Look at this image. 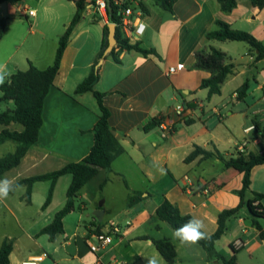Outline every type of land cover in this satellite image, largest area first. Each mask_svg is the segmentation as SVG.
I'll return each mask as SVG.
<instances>
[{"label": "crops", "instance_id": "1", "mask_svg": "<svg viewBox=\"0 0 264 264\" xmlns=\"http://www.w3.org/2000/svg\"><path fill=\"white\" fill-rule=\"evenodd\" d=\"M55 1L49 0L47 5L45 0H29L23 8L14 7L19 18L4 17L0 63L10 73L6 81L17 71L27 70L29 63L39 70L53 64L58 39L75 14L77 0H67L58 7ZM122 1L139 12L145 24L143 35L131 43L153 49L156 55L145 57L124 51L117 55V62L109 55L98 59L103 26L109 22L87 6L72 30L60 68L43 100L42 124L35 143L20 164L0 179L8 177L16 183L78 162L89 153L93 145L92 129L99 117L98 105L91 92L77 95L75 89L100 60V77L94 91L104 95L110 127L124 153L114 160L110 169L99 171L82 188L76 209L80 215L74 211L64 218V233L55 242L48 241L46 235H36L65 204L70 175L56 181L52 200L45 209L42 205L50 187L48 181L32 185L29 202L25 200V185L0 202V246L4 240L11 241L9 264H21L42 254L46 257L37 264H47L48 260L52 264H146L144 258L152 256H158L160 264H165L152 243L164 238L174 245V264H222L210 258L199 245L182 246L172 238V228L159 220L155 212L166 199L182 215L202 219L209 236L217 229L218 214L238 205L239 198L233 191L241 188L242 174L223 169L217 160H200V157L190 163L184 160L195 146L210 152L216 150L226 157L236 154L240 146L244 152L264 151V137L245 133L252 120L263 127L262 113L256 105L262 104L264 93V59L257 61L256 53L244 42L206 37L215 21L221 20L233 30L251 34L264 46V8L254 7L250 0H236V7L224 13L217 0H176L170 13L153 0ZM4 2L8 11L9 1ZM24 8L33 10L35 16H23ZM42 11L48 12L43 22L38 20ZM210 48L226 54L227 62L234 65V73L223 83L219 95L207 98V90L199 89V85L210 73L192 66L194 52ZM170 68H174L172 73ZM247 75L251 76V80H245L249 85L247 95L251 84L252 91L260 92L258 102L250 105L245 103L246 97L237 100L235 94ZM227 88L231 92L229 99L223 98ZM1 105L5 109H0V113L14 109L12 101H0V108ZM176 106L182 108L180 114L175 113ZM152 119L170 125V135L163 138L159 127L144 131L143 127ZM3 130L21 132L23 127L10 123L0 125V133ZM15 149L12 141L0 144V159ZM109 186L111 193L97 206L98 192ZM118 190L121 196L117 195ZM133 193L139 194L141 200L129 205ZM253 193L264 195V166L252 170L246 199L252 200ZM260 204L264 209V199ZM88 207L93 212L102 211L101 224L86 211ZM85 211L90 219L81 229L79 223ZM112 223L119 228L112 244L103 252L91 253L88 243L94 241L93 235L107 231ZM258 223L264 231V218L258 219ZM230 244L237 251V264H264V239L252 226L246 208L227 221L226 232L215 243V250L228 259L232 256Z\"/></svg>", "mask_w": 264, "mask_h": 264}, {"label": "trees", "instance_id": "2", "mask_svg": "<svg viewBox=\"0 0 264 264\" xmlns=\"http://www.w3.org/2000/svg\"><path fill=\"white\" fill-rule=\"evenodd\" d=\"M2 2H4V0H0V3ZM153 2L161 9L171 13L176 0H153ZM217 2L220 10L224 13L231 12L236 7V0H217ZM250 2L254 7L260 10L264 8V0H250ZM75 5V14L66 27L64 33L58 39L53 64L44 70H39L29 63L27 70L17 71L15 74L11 75L2 86H0V91L2 93L0 101H12L14 104V109L12 111L0 113V125L17 123L23 127L21 132L3 130L0 133V144L5 141H12L16 144V149L13 153L7 154L0 159V177L6 171L17 167L20 164L29 147L34 144L37 139L38 131L42 124L41 112L43 100L52 86L53 80L60 68L62 56L68 45L72 30L82 18V14L88 6V3L86 0H77ZM127 6H130L129 3L123 2L121 8H125ZM139 8L140 10H143L141 3H139ZM106 10L108 22L116 25V45L108 54L114 59V61L117 62V55L124 51H134L145 57L156 55L153 49H144L140 47L139 43L132 44L128 39L123 37L118 27L120 19L119 7L114 5L113 0H107ZM5 21V18H0V40L4 35ZM107 35L108 26L104 25L103 38L98 59L102 57L103 52L107 47ZM206 37L209 40L213 39L218 41L244 42L250 47L251 51L256 53L255 59L257 61L264 59V46L261 42L257 41L247 32L233 30L229 24L221 20L215 21L214 27L207 32ZM193 56L194 64L192 67L194 69H200L210 73L208 78L201 81L199 89L207 90V98H210L213 95H219L223 83L234 73V65L227 62L228 58L225 53L214 48H210L208 50H197L194 52ZM97 64L98 62L91 67L88 75L77 85L75 89V94L77 95L91 92L98 105L99 117L92 129L93 145L89 153L80 161L68 163L56 171L32 176L16 182L19 185L26 186V202L30 201L31 187L34 183L43 181L50 182L46 200L42 205V209H45L52 200L56 181L61 176H71V182L66 191L65 204L54 214L51 222L44 226L36 235H46L48 237V241L50 242H55L56 237L64 233V218L79 208L77 202L82 188L94 176H96L99 171L110 169L114 160L124 153V149L120 144L119 139L110 127V112L103 104L104 95L94 91V86L99 81L100 77L99 67H97ZM248 88V82L245 81L235 91L236 99L244 100L247 96ZM161 124L162 121L160 119H152L143 127V130L149 131L153 128L159 127ZM252 124L255 126L253 134L264 137V129H262L261 124L255 120H252ZM198 157H200V160H217L222 164L223 169H232L242 174L241 188L233 191V193L239 198L238 205L234 208L222 210L217 216L216 231L209 235V239L201 240L198 244L210 258H214L222 264H237V251L233 245L230 244L232 256L225 259L216 252L215 243L225 234L227 221L230 218L237 216L243 208L247 209L252 226L260 232L261 239H264V231L258 223V219L264 218V209L260 204V202L264 199V195L253 193L252 200L246 199L247 194L250 193L252 170L258 166H264V151L258 153L244 151L236 152V154L226 157L216 150L210 152L195 146L194 150L185 158L184 161L185 163H190ZM140 200L141 196L133 193L129 196L128 203L129 205H133ZM256 202H258V204H255ZM155 214L159 220L167 223L172 230L180 227L189 219L193 218L189 214L182 215L178 207L166 199H164L157 207ZM98 224L101 223L98 222ZM152 243L160 256L163 258L165 264L175 263L176 252L171 240L164 238L152 240ZM11 251V241L4 240L0 246V264H9V255Z\"/></svg>", "mask_w": 264, "mask_h": 264}, {"label": "built area", "instance_id": "3", "mask_svg": "<svg viewBox=\"0 0 264 264\" xmlns=\"http://www.w3.org/2000/svg\"><path fill=\"white\" fill-rule=\"evenodd\" d=\"M88 3V7L93 9L96 13L101 15L104 19L108 20L107 15V0H86ZM124 1L122 0H113L114 5L119 7V14L120 19L118 23V27L126 39L131 41H137L144 33L145 31V24L140 19V13L134 11L131 6H127L125 8H121ZM21 14L23 16L27 17H34L35 12L33 10H29L28 8H24L21 10ZM115 25V24H114ZM116 27V25H115ZM174 71V68H170L169 72L172 73ZM261 103H262V129H264V93L261 97ZM182 111V108L180 106H176L175 113L180 114ZM161 135L163 138L167 137L171 133V127L170 125H166L162 123L160 126ZM255 126L251 124L246 130L245 133L254 132ZM260 136V135H259ZM237 152H243V147L240 146L237 150ZM119 233V228L115 224H110L107 231L103 232H97L93 235V242L88 243V249L91 253H100L105 251L108 246L112 244L113 236L117 235ZM46 257V254H42L40 257H30L25 262H22L21 264H37L40 262L43 258Z\"/></svg>", "mask_w": 264, "mask_h": 264}, {"label": "clouds", "instance_id": "4", "mask_svg": "<svg viewBox=\"0 0 264 264\" xmlns=\"http://www.w3.org/2000/svg\"><path fill=\"white\" fill-rule=\"evenodd\" d=\"M10 73L5 64L0 63V86H2ZM20 185L14 179L4 177L0 179V202L5 201L9 194L14 192ZM172 238L179 241L182 246H196L201 240L210 237L206 231L205 223L202 219L193 217L178 228L172 230ZM146 264H160L158 256L145 257Z\"/></svg>", "mask_w": 264, "mask_h": 264}, {"label": "rangeland", "instance_id": "5", "mask_svg": "<svg viewBox=\"0 0 264 264\" xmlns=\"http://www.w3.org/2000/svg\"><path fill=\"white\" fill-rule=\"evenodd\" d=\"M6 1H9V6H8V11H6V13L5 14H3V12H2V10L0 9V18H4V17H8L9 18V16H11V15H15L17 18H19V16L16 14V11H15V9H14V7H16V6H19V5H21V7L23 8L24 7V5H26V4H28L29 3V0H6ZM46 1V3H47V5H48V1L49 0H45ZM67 0H56L55 1V6H59L60 4H62V3H65ZM47 16H48V12H39L38 13V20H42V22H43V20H44V18L45 19H47ZM23 20H25V19H23ZM28 22V21H27ZM30 22V21H29ZM253 75H255V74H253ZM247 78H249L250 80H251V76H249V75H247V76H244L243 78H242V82L244 81L245 82V80L247 79ZM242 82H241V84H242ZM234 84H236V82L235 83H233L232 85H230L229 87L230 88H232L233 86H234ZM240 84V85H241ZM254 87V85L253 84H251V89L249 90V92H248V94L249 95H247L246 96V98H245V103L246 104H248V105H250V104H253V103H256V102H258V97H259V94H260V92H256V91H252V88ZM227 91H225L227 94H226V96H224L223 98H227V99H229V97H228V95H229V93H231V92H229V89L227 88L226 89ZM252 91V92H251ZM224 92V93H225ZM226 100V99H225ZM234 102H235V100H234ZM236 103V102H235ZM256 107H257V109L258 110H262V104H258V105H256ZM230 108H231V106H230ZM1 110L2 109H5L4 108V106L3 105H1V108H0ZM116 166H117V163H116V165H115V167L114 168H116ZM114 183H116V181H114ZM110 186H112V187H114L115 185H110ZM110 186L108 187V188H106V189H104L102 192H101V190L98 192V198H97V200H96V202H95V204L97 205V206H99V204L101 203V202H103V199H104V197H106L107 195H109L111 192L109 191L110 190ZM114 189H116L115 187H114ZM117 195L118 196H121V191L120 190H118V193H117ZM88 213H93V210H92V208L91 207H88V209L86 210ZM82 212V221L79 223L80 224V227H81V229H83V224L88 220V219H90V218H87L86 217V213L87 212ZM76 212V214H79L80 215V213L78 212V210H76L75 211ZM90 217V216H89ZM72 229H74V225L72 224ZM47 264H52V262H51V260H48L47 261Z\"/></svg>", "mask_w": 264, "mask_h": 264}, {"label": "water", "instance_id": "6", "mask_svg": "<svg viewBox=\"0 0 264 264\" xmlns=\"http://www.w3.org/2000/svg\"><path fill=\"white\" fill-rule=\"evenodd\" d=\"M0 9L2 10L3 14L6 13V4L5 2L0 3ZM108 35H107V47L103 52L102 59L105 58L115 47L116 45V38H115V32L116 27L114 24L109 23L108 25ZM101 64V60L98 62L97 67ZM103 202L99 204V206L102 205ZM93 217L98 221H102V211L96 210L92 213Z\"/></svg>", "mask_w": 264, "mask_h": 264}]
</instances>
